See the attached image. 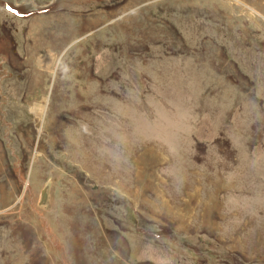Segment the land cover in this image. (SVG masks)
Returning <instances> with one entry per match:
<instances>
[{
    "label": "rangeland",
    "instance_id": "obj_1",
    "mask_svg": "<svg viewBox=\"0 0 264 264\" xmlns=\"http://www.w3.org/2000/svg\"><path fill=\"white\" fill-rule=\"evenodd\" d=\"M0 264H264V0H0Z\"/></svg>",
    "mask_w": 264,
    "mask_h": 264
},
{
    "label": "water",
    "instance_id": "obj_2",
    "mask_svg": "<svg viewBox=\"0 0 264 264\" xmlns=\"http://www.w3.org/2000/svg\"><path fill=\"white\" fill-rule=\"evenodd\" d=\"M50 188H51V182L47 181L44 183L40 191L38 205L40 207H43L44 209H50V197H51Z\"/></svg>",
    "mask_w": 264,
    "mask_h": 264
},
{
    "label": "snow or ice",
    "instance_id": "obj_3",
    "mask_svg": "<svg viewBox=\"0 0 264 264\" xmlns=\"http://www.w3.org/2000/svg\"><path fill=\"white\" fill-rule=\"evenodd\" d=\"M9 10H10V11H16V9H14V8H11V7L9 8Z\"/></svg>",
    "mask_w": 264,
    "mask_h": 264
},
{
    "label": "bare ground",
    "instance_id": "obj_4",
    "mask_svg": "<svg viewBox=\"0 0 264 264\" xmlns=\"http://www.w3.org/2000/svg\"><path fill=\"white\" fill-rule=\"evenodd\" d=\"M51 55L49 54L48 57H50Z\"/></svg>",
    "mask_w": 264,
    "mask_h": 264
}]
</instances>
